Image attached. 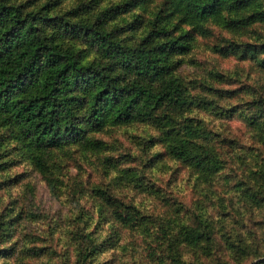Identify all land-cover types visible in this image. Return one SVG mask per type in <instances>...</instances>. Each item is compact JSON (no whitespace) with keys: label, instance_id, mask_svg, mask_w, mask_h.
I'll return each mask as SVG.
<instances>
[{"label":"rangeland","instance_id":"rangeland-1","mask_svg":"<svg viewBox=\"0 0 264 264\" xmlns=\"http://www.w3.org/2000/svg\"><path fill=\"white\" fill-rule=\"evenodd\" d=\"M7 1L127 43L153 25L192 39L175 55L181 108L50 146L47 169L0 119V264H264V23L193 22L166 0ZM59 41L98 56L80 35Z\"/></svg>","mask_w":264,"mask_h":264},{"label":"trees","instance_id":"trees-1","mask_svg":"<svg viewBox=\"0 0 264 264\" xmlns=\"http://www.w3.org/2000/svg\"><path fill=\"white\" fill-rule=\"evenodd\" d=\"M166 1L193 22L221 21L226 10L240 15L237 22L264 23V8L256 0ZM65 33L84 37L98 56L82 60L60 43ZM191 39L188 29L173 33L153 25L137 43H127L97 21L51 15L46 3L26 9L0 0V119L33 162L47 169L50 146L77 141L106 122L150 119L164 105L181 108L186 96L173 74L175 55L187 52Z\"/></svg>","mask_w":264,"mask_h":264}]
</instances>
